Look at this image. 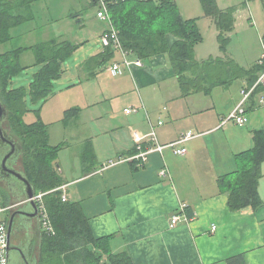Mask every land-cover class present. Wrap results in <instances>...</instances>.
<instances>
[{"label":"crops","instance_id":"obj_1","mask_svg":"<svg viewBox=\"0 0 264 264\" xmlns=\"http://www.w3.org/2000/svg\"><path fill=\"white\" fill-rule=\"evenodd\" d=\"M89 1L96 5L95 0ZM175 1L186 19L201 16V0ZM217 1L223 10L235 8V29L238 5ZM247 3L245 0L244 4ZM203 15L205 18H199L198 27L204 42L195 47L199 61L212 57L224 63L234 60L248 71L260 60L258 57L251 65L241 64L230 53V44L227 52H223L214 19L205 12ZM105 29L106 25L100 36ZM233 31L228 33L230 40ZM208 35L210 40L205 45ZM167 40L172 45L178 39L167 34ZM103 50L104 47L91 56ZM132 58L136 57L132 55ZM87 59L80 69L79 84L74 83L84 88L76 98L75 114L79 116L86 108L91 109L90 115L102 119L104 125L95 130L96 134L84 130L82 135L83 141L92 144L94 159L84 160L85 145L81 142L72 165L67 164L60 173L68 201L81 203L93 234L98 238L108 237L113 252H127L137 264H264V162L258 182L262 201L258 206L232 210L226 185L227 180L235 178L233 172L245 164L240 154L254 146L255 132L264 128V89L249 101L247 112L251 118L246 119L245 125L230 121L222 124L237 106L242 89L252 84L248 74L231 78L233 74L229 70L227 78L233 79L229 83L190 89L187 93L167 53L143 60L142 66L125 68L120 76L112 75L107 69L121 59L120 52L94 74L85 68ZM126 108L139 110L126 113ZM159 120L164 123L159 125ZM152 123L159 141L165 145L175 142L188 130L202 135L181 145L187 148L184 155L166 147L163 152L151 153L143 166L131 161L109 164L137 154L136 132L148 144ZM164 169L166 175H162ZM8 201L0 186V206L11 207L0 213L8 214L5 221L9 224L18 202ZM183 204L187 207L182 213L191 219L171 228L170 218L181 212ZM20 206L25 208L26 204ZM32 230L28 248L32 253L37 238L39 248L35 256L40 261L41 227ZM17 239L16 232L14 243Z\"/></svg>","mask_w":264,"mask_h":264},{"label":"trees","instance_id":"obj_2","mask_svg":"<svg viewBox=\"0 0 264 264\" xmlns=\"http://www.w3.org/2000/svg\"><path fill=\"white\" fill-rule=\"evenodd\" d=\"M40 0H0V45L13 39L12 29L30 21L32 12L27 9ZM96 1V0H95ZM251 1V0H248ZM264 10V0H260ZM108 7L114 26L118 30L123 48L130 55L142 60L167 53L175 69L182 88L199 90L229 83L228 74L233 76L248 74L253 83L264 70L259 61L248 71L238 66L234 60L224 63L218 58L199 61L195 47L202 40L196 19H185L175 0H108ZM205 15L212 17L219 29L218 39L223 52L230 44L228 33L235 25V8L221 9L217 0H201ZM93 4V3H92ZM27 14V15H26ZM167 34H173L178 40L170 45ZM264 46V33L262 35ZM80 45L70 40L52 37L30 46H18L0 53L1 98L8 109L7 122L10 132L22 145L19 161H22L27 178L36 190L43 193L44 205L54 231L41 226L39 264H137L127 252H113L109 238L96 237L89 224V218L81 203L63 200L64 179L55 166L57 153L67 143L51 146L48 143L47 125L42 121L27 122L25 114L28 108V96L33 102L46 101L54 93L55 80L64 73V63ZM33 50L39 70L29 88L18 86L10 88L11 80L21 73L25 66L21 64V54ZM117 53L113 46L87 59L85 68L92 74L111 61ZM230 70V71H229ZM94 71V72H93ZM264 89L257 88V92ZM76 110V109H75ZM73 110V112H75ZM84 160L94 159L95 152L88 142L83 153ZM245 164L235 172L233 180H227L230 191V206L234 211L247 206L256 207L261 203L258 182L262 176L264 162V128L254 135V146L240 154ZM8 200V195L5 194Z\"/></svg>","mask_w":264,"mask_h":264},{"label":"rangeland","instance_id":"obj_3","mask_svg":"<svg viewBox=\"0 0 264 264\" xmlns=\"http://www.w3.org/2000/svg\"><path fill=\"white\" fill-rule=\"evenodd\" d=\"M220 1L221 3L238 5V10L240 11L231 37L229 51L241 64L251 65L263 53L264 10L262 3L260 0L248 1L249 5H247L248 3L244 4L245 0ZM27 10L26 13L32 12V20L26 21L12 29L14 37L10 42L0 45V53L18 46L34 45L40 41L60 35L72 43H82L79 44L80 46L74 54L65 61V71L59 79L55 80L54 93L46 101L33 102L28 96V108L30 110L24 116L27 122L42 121L47 125L49 133L48 143L51 146H57L64 142L69 143L66 146L67 148L64 147L57 153L54 161L56 168L60 172L67 164L72 165L76 154L80 152L81 142L85 145L83 153L86 151L88 141H83L85 139L82 138L83 132L88 131L96 134L95 130L104 125L102 119L98 120L96 116L93 118L90 115L91 109L86 108L82 111V115L79 116L73 112L76 108L78 109L76 98L80 90L84 89L82 85H80L82 87L74 86V83L79 84L80 69L84 61L95 51L104 47L100 41V31L105 25L107 29L109 24L97 16L98 8L96 5H91L89 0H40ZM180 13L182 14V11ZM203 13V8L200 7L201 16L193 18L196 19L197 24L201 19L205 18ZM183 18L185 17L183 16ZM201 35L202 40L199 43L204 40L202 32ZM208 40H210L209 35L205 39V45ZM213 41H215L214 38ZM20 59L25 69L12 78L10 88L18 86L29 88L34 78V73L40 68L39 65L35 64L36 57L33 50L24 51ZM103 115H106L105 112ZM245 118H251V114L247 112ZM230 122L234 123L233 121ZM4 127L10 132L7 121H5ZM10 133L12 134V132ZM12 135L14 136V134ZM14 137L18 139L16 136ZM58 165L60 168H58ZM16 168L19 170L23 169L21 160ZM17 185L18 187L15 190L18 194H12L9 191L8 182L0 178L1 190L9 197L7 203L10 202L11 204L12 200H16L20 196L22 186L20 183ZM8 218L6 212L0 213V219L7 220ZM37 240L36 238V244L32 247L33 255H37L39 248V241Z\"/></svg>","mask_w":264,"mask_h":264},{"label":"built area","instance_id":"obj_4","mask_svg":"<svg viewBox=\"0 0 264 264\" xmlns=\"http://www.w3.org/2000/svg\"><path fill=\"white\" fill-rule=\"evenodd\" d=\"M108 0H96V5L98 8L97 16L105 22H108L109 27L105 29L101 34V43L104 47L113 46L117 49V52L121 53V59L114 61L107 69L111 72L112 75H121L123 74L125 68H131L134 65L142 66L143 60L140 58H132L130 53L126 51L119 38V33L116 27L114 26L112 16L109 11L108 7ZM260 64H264V54L261 56L259 60ZM262 86L264 88V70L260 72L258 78L249 86H246L242 89V98L237 106L230 112V114L222 120V124H225L229 121H233L238 125H245L246 124V113H247V106L249 101L251 100L252 96L256 94L257 88ZM139 109L135 108H126V113L137 112ZM151 121V120H150ZM164 123L163 120H159L158 124L162 125ZM202 135V133L188 130L183 132L179 138L170 144H162L159 141L155 125L152 123L151 133L149 134L148 144L145 145L143 137L139 133H135V142L137 147V154L129 157H120L116 160L110 161V165H114L119 162L124 161H131L136 162L138 166H143L144 163L148 160V156L153 152H163L166 147H172L176 154L184 155L187 152V148L185 146H181L185 144L187 141H190L198 136ZM106 167V166H105ZM167 170H162V175H166ZM64 186H61L63 190ZM42 197L43 193L36 194L35 201L38 204L40 218H41V226L46 229L47 231H54L53 226L51 224V220L49 215L42 204ZM63 200H68L67 195L63 194ZM187 205L183 204L181 206V212H177L173 214L170 218V227L174 228L180 222L186 221L188 222L191 218L188 217L186 214L182 213L186 210ZM11 207H2L0 206V212L7 210ZM8 222L5 220L0 219V264H9L8 259ZM215 229V226H213Z\"/></svg>","mask_w":264,"mask_h":264},{"label":"water","instance_id":"obj_5","mask_svg":"<svg viewBox=\"0 0 264 264\" xmlns=\"http://www.w3.org/2000/svg\"><path fill=\"white\" fill-rule=\"evenodd\" d=\"M8 117V109L1 98L0 91V178L8 182L9 189L18 194L15 190L18 187V183L22 186L20 196L16 199L18 205L24 203L32 207L35 211L34 215H39V207L35 201L36 190L30 180L27 178L22 170L16 168L18 165L21 153L22 145L20 142L4 127V123ZM27 213V212H26ZM29 213V211H28ZM16 213H14L9 221L8 225V259L9 264H13V253L19 252L24 260L27 262V256L24 250L13 241L14 233V219ZM15 264V263H14ZM39 264V263H38Z\"/></svg>","mask_w":264,"mask_h":264},{"label":"flooded vegetation","instance_id":"obj_6","mask_svg":"<svg viewBox=\"0 0 264 264\" xmlns=\"http://www.w3.org/2000/svg\"><path fill=\"white\" fill-rule=\"evenodd\" d=\"M14 213H16V216L14 219L13 234L17 232L18 236L17 242H15V244H18L22 248V250H24V253L27 256V262H24L19 252L13 253V261L15 264H38L39 261L37 256L33 255V253L31 255V252L29 251L28 247L31 245L33 238L32 228L36 229L41 227L40 212H38L39 215L37 216L34 215L35 211L29 205H26L25 208H23V206L18 205L14 208L13 214Z\"/></svg>","mask_w":264,"mask_h":264}]
</instances>
